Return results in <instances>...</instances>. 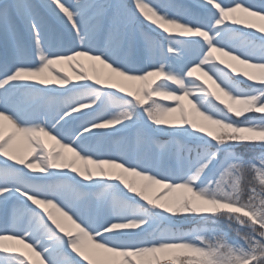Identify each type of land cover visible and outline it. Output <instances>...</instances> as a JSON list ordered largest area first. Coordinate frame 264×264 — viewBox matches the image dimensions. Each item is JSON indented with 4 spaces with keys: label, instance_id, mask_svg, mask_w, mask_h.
<instances>
[{
    "label": "snow or ice",
    "instance_id": "1",
    "mask_svg": "<svg viewBox=\"0 0 264 264\" xmlns=\"http://www.w3.org/2000/svg\"><path fill=\"white\" fill-rule=\"evenodd\" d=\"M0 38V264H264V0H4Z\"/></svg>",
    "mask_w": 264,
    "mask_h": 264
},
{
    "label": "rangeland",
    "instance_id": "2",
    "mask_svg": "<svg viewBox=\"0 0 264 264\" xmlns=\"http://www.w3.org/2000/svg\"><path fill=\"white\" fill-rule=\"evenodd\" d=\"M3 2H4V0H0V3H3ZM33 2L36 3L34 0H33ZM124 2H125L126 4H128L129 7L132 6V0H124ZM151 2H153V3H157V2L163 3V2H165V0H151ZM173 2L176 3V4H183V5H189V6H190V5H193V4H192L193 2L190 1V0H173ZM191 2H192V3H191ZM139 24H140V26H142L145 30H147L148 26L145 25V24H143L142 21H140ZM158 38H159V37H158ZM165 51H166V48H165ZM54 67H56V68H60V69H63V73H67V74H69V75L72 74L71 70L67 67V65H59V66H54ZM198 75H199V74H198ZM241 119H243V118H241ZM160 139H161V140H165V139H167V138H166V137H161ZM241 151H244V150L241 149Z\"/></svg>",
    "mask_w": 264,
    "mask_h": 264
},
{
    "label": "bare ground",
    "instance_id": "3",
    "mask_svg": "<svg viewBox=\"0 0 264 264\" xmlns=\"http://www.w3.org/2000/svg\"><path fill=\"white\" fill-rule=\"evenodd\" d=\"M36 3H39L40 2V0H34ZM190 1H192L193 3H194V0H190ZM66 2H68V3H70V2H72V0H66ZM191 2V3H192ZM192 3V4H193ZM25 35L27 36V33H26V31H25ZM3 58H4V50H3V41H2V38H0V62H2L3 61ZM97 67H99V66H97ZM106 71V70H105Z\"/></svg>",
    "mask_w": 264,
    "mask_h": 264
}]
</instances>
